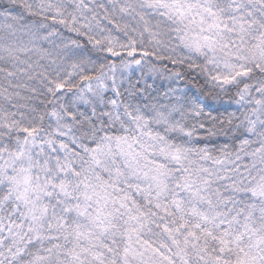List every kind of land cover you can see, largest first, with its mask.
Instances as JSON below:
<instances>
[{"label": "rangeland", "instance_id": "rangeland-1", "mask_svg": "<svg viewBox=\"0 0 264 264\" xmlns=\"http://www.w3.org/2000/svg\"><path fill=\"white\" fill-rule=\"evenodd\" d=\"M142 2L171 21L176 39L188 54L206 59L220 86L237 88L252 73H264V0ZM131 67L121 65L107 76L115 97L116 84ZM255 89L247 85L237 91L235 105L244 113L240 126L247 139L230 155H188L153 134L145 118L122 109L116 99L109 103L115 134L94 150L78 155L77 148L60 142L26 140L15 152L2 154L0 182L20 205L24 227L0 226V250L7 245L0 264L15 260L24 242L56 239L66 231L73 241L66 251L71 264H97L101 243L109 238L113 243L119 232L129 238L121 247L122 264H171L164 252L159 255L134 237L148 216L133 207L131 192L152 200L155 218L166 213L159 202L168 201L208 221L209 226L194 225L188 233L163 224L176 241L171 245L180 264H264V87ZM221 190L248 201L216 206ZM5 229L7 235L1 233ZM212 239L217 246L210 250ZM104 249L113 256L114 250Z\"/></svg>", "mask_w": 264, "mask_h": 264}, {"label": "trees", "instance_id": "trees-1", "mask_svg": "<svg viewBox=\"0 0 264 264\" xmlns=\"http://www.w3.org/2000/svg\"><path fill=\"white\" fill-rule=\"evenodd\" d=\"M173 29L170 20L150 12L142 0H0V156L26 140L60 142L77 148L78 155L94 150L115 134L109 106L115 99L122 109L145 118L153 134L188 155L200 159L234 153L247 139L240 126L244 113L235 105L237 91L264 87V73H252L237 88L222 87L206 59L188 54ZM121 65L132 70L121 75L115 97L106 79ZM9 192L0 182V226L24 227L20 205ZM130 197L133 207L148 216L134 237L155 253L164 252L171 264L181 262L173 256L176 241L163 224L185 233L194 225H210L168 201L159 202L166 213L155 218L149 210L152 200L142 192ZM235 199L238 207L248 201L221 190L214 204L226 207L223 202ZM125 235L119 232L113 243L110 238L101 243L97 264H122L129 241ZM71 239L66 231L56 239L26 241L8 264H71L66 253ZM210 241L211 250L217 245ZM104 248L114 250L113 256Z\"/></svg>", "mask_w": 264, "mask_h": 264}]
</instances>
